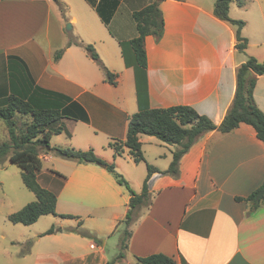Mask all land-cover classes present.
<instances>
[{
  "label": "crops",
  "instance_id": "0c3cea01",
  "mask_svg": "<svg viewBox=\"0 0 264 264\" xmlns=\"http://www.w3.org/2000/svg\"><path fill=\"white\" fill-rule=\"evenodd\" d=\"M154 1H160L163 33L159 40L145 38L146 68L137 72L129 47L137 36L132 14ZM214 3L0 0V105L10 94L11 79L16 90L38 87L67 97V117L49 128H61L50 136V146L93 149L141 192L146 166L166 171L175 148L139 135L143 162L134 163L126 148L114 157L108 145L125 141L128 118L145 109L188 106L219 125L234 97L237 68L248 57L264 59V0L229 6V17L244 23L243 52L235 47L236 26L214 17ZM69 42L91 46L115 75V84L105 81L82 46ZM253 99L264 114V73L257 77ZM124 159L135 166H124ZM40 160L39 181L56 193L57 216L48 215L52 226L44 222L33 228L30 247L23 239L1 235L0 264H136V258L154 254L178 264H264V204L249 214L243 200L264 181V144L247 124L199 137L181 157L177 177L151 175L149 205L128 228L127 248L116 260L128 190L97 165L52 152L42 153ZM51 227L53 233L43 235ZM76 228L94 239L69 231Z\"/></svg>",
  "mask_w": 264,
  "mask_h": 264
},
{
  "label": "trees",
  "instance_id": "16d2710c",
  "mask_svg": "<svg viewBox=\"0 0 264 264\" xmlns=\"http://www.w3.org/2000/svg\"><path fill=\"white\" fill-rule=\"evenodd\" d=\"M235 2L238 7H243L244 0H215L213 15L215 18L236 26V49L243 52L247 47V40L241 36L244 23L240 20H232L229 17V6ZM160 1H154L141 10L132 14L135 22L137 36L130 40L134 66L136 71L143 72L146 68V53L144 41L147 36L159 40L163 33L164 21L159 9ZM82 46L91 60L98 64L104 72L105 81L115 84V75L110 73L100 62L99 57L91 46H83L80 42H69ZM62 51L55 54V61L60 58ZM264 73V59L261 62L252 57L241 64L236 70L235 93L229 110L219 125H214L207 117L201 116L188 106H175L165 109H145L128 118L126 138L124 142H111L109 148L114 152V157L120 156L126 148L134 163L144 161L139 135L154 137L166 145L173 146L172 161L166 171H159L149 165L144 179L142 190L136 194L128 183L118 174L114 165L97 157L93 149L86 151L69 148L51 147L49 139L52 134L60 133L61 128L51 131L49 128L59 119L67 117L65 104L70 100L60 94L46 91L38 87L25 89L14 87L10 82V94L0 105V121L8 132V140L0 142V164L8 161L20 169V177L24 187L35 196V201L28 203L16 213L8 215L7 220L13 225L30 226L42 216H57L55 212L56 193L43 186L39 181V173L42 169L40 155L52 152L64 160L74 161L79 164H93L104 168L115 179L116 183L125 187L130 193L128 211L124 219L126 230L119 241L118 254L115 258L121 259L127 248L130 232L127 230L138 213L147 208L150 202L148 192V180L154 173L177 177L178 164L181 157L186 154L196 140L211 131L227 134L244 123L251 126L256 137L264 144V114L257 108L253 99V90L257 77ZM21 122V126L17 124ZM57 177L61 175L51 171ZM60 183H57V187ZM237 200H241L237 198ZM249 214L264 204V181L262 185L247 198ZM61 218H75L62 215ZM80 225V224H79ZM70 232L81 237L94 239L91 234L81 229H72ZM53 229H48L43 235H50ZM114 261V260H113ZM113 261L107 263L112 264ZM136 264H178L172 258L162 254H154L145 258H136Z\"/></svg>",
  "mask_w": 264,
  "mask_h": 264
},
{
  "label": "rangeland",
  "instance_id": "374dc122",
  "mask_svg": "<svg viewBox=\"0 0 264 264\" xmlns=\"http://www.w3.org/2000/svg\"><path fill=\"white\" fill-rule=\"evenodd\" d=\"M20 123L21 122L17 124L18 127L21 126ZM7 140H8L7 128L6 126L4 127V124L0 121V141L3 142ZM124 160H125L124 161L125 163H123L124 166H126V164H128L129 166H135L130 161L126 159ZM116 171L118 172V174H120L123 177V179L130 186L129 182L126 180L124 175L120 173L117 168ZM130 188L132 191L135 192V190H133L131 186ZM138 192L140 193V190L136 191L135 193L138 194ZM33 201H35V196L33 195V193L29 192L24 187L20 177V169L16 165L10 164L7 160L2 162L0 164V236L7 235L14 239H23L29 244L30 247L31 244L33 243L32 242L33 233H34L33 228H40L44 225H45L44 227L52 226L51 220H53L52 219L53 217L51 216L41 217L35 224L30 226H23L20 224L13 225L7 220L8 215L12 213H16L22 207ZM44 222L46 223L43 225ZM125 230L126 227L123 223V226L120 229L119 241L123 237Z\"/></svg>",
  "mask_w": 264,
  "mask_h": 264
},
{
  "label": "water",
  "instance_id": "95a60500",
  "mask_svg": "<svg viewBox=\"0 0 264 264\" xmlns=\"http://www.w3.org/2000/svg\"><path fill=\"white\" fill-rule=\"evenodd\" d=\"M53 1H55V0H53ZM65 29H66V30H69V29H70V26L67 25Z\"/></svg>",
  "mask_w": 264,
  "mask_h": 264
}]
</instances>
